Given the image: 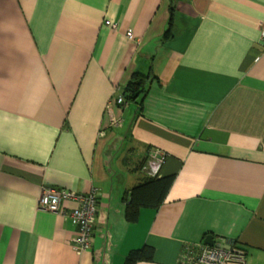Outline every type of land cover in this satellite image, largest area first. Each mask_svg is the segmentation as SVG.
I'll list each match as a JSON object with an SVG mask.
<instances>
[{"label":"crops","instance_id":"crops-1","mask_svg":"<svg viewBox=\"0 0 264 264\" xmlns=\"http://www.w3.org/2000/svg\"><path fill=\"white\" fill-rule=\"evenodd\" d=\"M263 26L264 0H0V264H125L144 246L133 264H183L207 235L264 264ZM133 72L147 92L113 103ZM151 149L174 179L127 222ZM46 186L97 189L89 250L72 247L75 201L37 209Z\"/></svg>","mask_w":264,"mask_h":264},{"label":"built area","instance_id":"built-area-1","mask_svg":"<svg viewBox=\"0 0 264 264\" xmlns=\"http://www.w3.org/2000/svg\"><path fill=\"white\" fill-rule=\"evenodd\" d=\"M104 23L112 29L117 28V24L110 20ZM125 35L128 39H135L132 30L127 29ZM260 43L264 49V26L260 29ZM113 103L125 105L127 101L122 95L113 98ZM111 126H118L121 121L112 117L109 121ZM165 160V153L158 149H151L141 166V170L149 177L158 176L160 168ZM65 200L75 201V206L70 210L69 216L76 226V234L72 241V247L77 252L87 251L92 247L93 227L97 212V189L91 188L84 193H77L71 190L56 188L51 186L43 187L37 199V209L52 213L62 212V203ZM183 264H245L246 251L238 246L223 248L219 241L214 240L212 245L199 243L187 245L181 252Z\"/></svg>","mask_w":264,"mask_h":264},{"label":"trees","instance_id":"trees-1","mask_svg":"<svg viewBox=\"0 0 264 264\" xmlns=\"http://www.w3.org/2000/svg\"><path fill=\"white\" fill-rule=\"evenodd\" d=\"M173 4H171L172 6ZM174 7V6H173ZM170 7V19L168 22V29L165 32V36L171 34V15L174 8ZM147 75L133 72L129 81L122 88L121 95L127 102L136 101L145 95L147 88L145 87V81ZM174 175L168 176H147L142 182L132 187L124 200L126 202L124 210V218L127 222H136L141 209H157L162 202L173 182ZM239 247V246H238ZM152 250L148 247H142L138 249H132L128 252L125 258V264H133L139 260L150 259Z\"/></svg>","mask_w":264,"mask_h":264},{"label":"water","instance_id":"water-1","mask_svg":"<svg viewBox=\"0 0 264 264\" xmlns=\"http://www.w3.org/2000/svg\"><path fill=\"white\" fill-rule=\"evenodd\" d=\"M204 243L205 244H208V245H212L213 244V237H212V235H207L204 238Z\"/></svg>","mask_w":264,"mask_h":264},{"label":"rangeland","instance_id":"rangeland-1","mask_svg":"<svg viewBox=\"0 0 264 264\" xmlns=\"http://www.w3.org/2000/svg\"><path fill=\"white\" fill-rule=\"evenodd\" d=\"M121 144H123L122 142H121ZM135 156V155H134Z\"/></svg>","mask_w":264,"mask_h":264}]
</instances>
